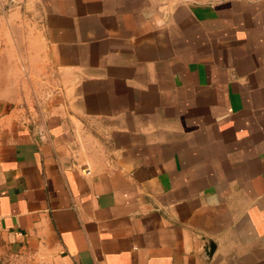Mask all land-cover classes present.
Returning <instances> with one entry per match:
<instances>
[{"label":"crops","instance_id":"1","mask_svg":"<svg viewBox=\"0 0 264 264\" xmlns=\"http://www.w3.org/2000/svg\"><path fill=\"white\" fill-rule=\"evenodd\" d=\"M0 264H264V0H0Z\"/></svg>","mask_w":264,"mask_h":264}]
</instances>
